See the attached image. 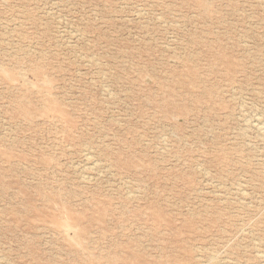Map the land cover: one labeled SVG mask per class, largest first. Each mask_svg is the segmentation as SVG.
Here are the masks:
<instances>
[{"label": "rangeland", "instance_id": "374dc122", "mask_svg": "<svg viewBox=\"0 0 264 264\" xmlns=\"http://www.w3.org/2000/svg\"><path fill=\"white\" fill-rule=\"evenodd\" d=\"M0 264H264V0H0Z\"/></svg>", "mask_w": 264, "mask_h": 264}, {"label": "bare ground", "instance_id": "6f19581e", "mask_svg": "<svg viewBox=\"0 0 264 264\" xmlns=\"http://www.w3.org/2000/svg\"><path fill=\"white\" fill-rule=\"evenodd\" d=\"M198 257V256H197ZM210 258V257H209Z\"/></svg>", "mask_w": 264, "mask_h": 264}]
</instances>
